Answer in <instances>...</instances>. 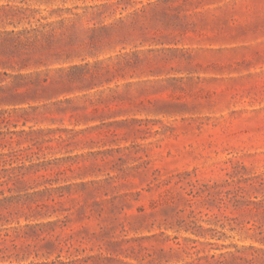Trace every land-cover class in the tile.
Masks as SVG:
<instances>
[{
	"label": "rangeland",
	"instance_id": "1",
	"mask_svg": "<svg viewBox=\"0 0 264 264\" xmlns=\"http://www.w3.org/2000/svg\"><path fill=\"white\" fill-rule=\"evenodd\" d=\"M105 2L106 24L123 19L121 40L85 62L115 67L111 82L16 108L9 130L28 135L4 151L36 143L33 162L55 163L45 178L0 187V264H216L237 250L264 264V0L0 6L56 21L53 11ZM48 65L53 75L69 64ZM47 188L63 196L44 195L51 207L37 212L26 198Z\"/></svg>",
	"mask_w": 264,
	"mask_h": 264
},
{
	"label": "trees",
	"instance_id": "2",
	"mask_svg": "<svg viewBox=\"0 0 264 264\" xmlns=\"http://www.w3.org/2000/svg\"><path fill=\"white\" fill-rule=\"evenodd\" d=\"M30 1L40 4L54 2V0ZM110 7L112 5L105 2L82 8L75 7L72 10H56L51 13V17L57 15L58 19L49 21L38 10L10 4L0 6V22L14 28L11 31L0 32V68L4 71L0 72V84L5 82L1 78L2 75L13 79L10 84L0 86V105L14 108L13 110L0 109V127L7 129V132L0 130V150H3L0 152V187L7 186L8 191L11 192L25 185L27 178L34 180L45 178L44 175L39 176V174L47 172L48 168L55 163V160L40 161V159L38 163L33 162L32 159L42 152V147L36 143L27 148L4 151L8 147L7 143L12 145L15 142L18 146L21 145L20 140H16L14 136L28 135L25 131L9 130V126L13 125L16 120L15 114L18 106L31 100L51 101L76 91L90 92L104 83L111 82L110 76H114L117 72L115 67L104 66V62L93 64L85 62L87 56L93 57L92 53L105 45L112 46L120 43L121 39L114 34L117 31L116 27L123 24V19H119L116 23L106 24L111 16L108 14ZM22 24L25 27L16 31ZM78 59L85 63H75ZM48 63L69 65L59 67L53 71V75H50V71L40 70L43 66H49ZM7 69L12 70L15 75L8 74ZM71 101L66 99L65 102ZM61 104L63 102L55 105L59 107ZM57 110L66 111L62 107ZM34 147L38 149L37 152L33 150ZM52 182L53 180L46 179L42 184L51 185ZM59 189L47 188L26 199L35 205V211L40 212L51 207L41 201V197L47 195L46 201L55 202L54 194H57ZM0 194L3 195L4 191H0ZM60 194L61 192L57 194L58 197L63 196ZM4 201L2 203L8 204L14 200L5 198ZM20 204L26 205V203ZM6 221L9 222L8 219ZM237 253L239 254L240 251L227 254L231 257L228 259L230 262H227V256L223 254L215 262L216 264H238V262L253 264V260L236 256Z\"/></svg>",
	"mask_w": 264,
	"mask_h": 264
}]
</instances>
